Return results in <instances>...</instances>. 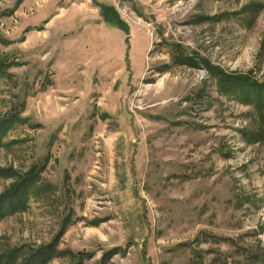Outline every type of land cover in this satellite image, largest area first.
I'll use <instances>...</instances> for the list:
<instances>
[{"label": "rangeland", "instance_id": "374dc122", "mask_svg": "<svg viewBox=\"0 0 264 264\" xmlns=\"http://www.w3.org/2000/svg\"><path fill=\"white\" fill-rule=\"evenodd\" d=\"M0 264H264V0H0Z\"/></svg>", "mask_w": 264, "mask_h": 264}, {"label": "trees", "instance_id": "16d2710c", "mask_svg": "<svg viewBox=\"0 0 264 264\" xmlns=\"http://www.w3.org/2000/svg\"><path fill=\"white\" fill-rule=\"evenodd\" d=\"M219 77H220V80L225 82L224 86H226L227 88L233 87V85L230 86V84H231V77L230 76L224 77V75H222V76L220 75ZM254 85L258 86V84H254Z\"/></svg>", "mask_w": 264, "mask_h": 264}]
</instances>
